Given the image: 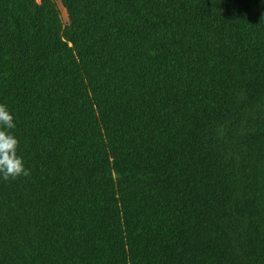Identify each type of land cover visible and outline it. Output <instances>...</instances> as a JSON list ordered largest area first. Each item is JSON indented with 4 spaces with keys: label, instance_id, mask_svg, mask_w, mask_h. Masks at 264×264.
I'll return each mask as SVG.
<instances>
[{
    "label": "trees",
    "instance_id": "16d2710c",
    "mask_svg": "<svg viewBox=\"0 0 264 264\" xmlns=\"http://www.w3.org/2000/svg\"><path fill=\"white\" fill-rule=\"evenodd\" d=\"M0 0V264H264V0Z\"/></svg>",
    "mask_w": 264,
    "mask_h": 264
},
{
    "label": "clouds",
    "instance_id": "9594fccd",
    "mask_svg": "<svg viewBox=\"0 0 264 264\" xmlns=\"http://www.w3.org/2000/svg\"><path fill=\"white\" fill-rule=\"evenodd\" d=\"M15 117L8 105L0 103V179L4 181L28 177L30 170L18 155L19 140L14 135Z\"/></svg>",
    "mask_w": 264,
    "mask_h": 264
},
{
    "label": "rangeland",
    "instance_id": "374dc122",
    "mask_svg": "<svg viewBox=\"0 0 264 264\" xmlns=\"http://www.w3.org/2000/svg\"><path fill=\"white\" fill-rule=\"evenodd\" d=\"M61 14V19L64 25H68L70 23L69 13L60 0H55Z\"/></svg>",
    "mask_w": 264,
    "mask_h": 264
}]
</instances>
